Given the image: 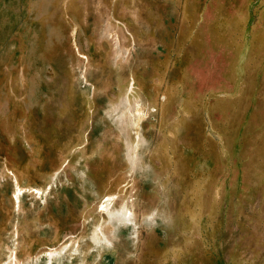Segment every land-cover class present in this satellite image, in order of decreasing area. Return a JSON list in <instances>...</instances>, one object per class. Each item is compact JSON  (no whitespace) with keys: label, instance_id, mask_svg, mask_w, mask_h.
<instances>
[{"label":"rangeland","instance_id":"1","mask_svg":"<svg viewBox=\"0 0 264 264\" xmlns=\"http://www.w3.org/2000/svg\"><path fill=\"white\" fill-rule=\"evenodd\" d=\"M208 10L230 18L225 37L209 14L198 30ZM241 14L264 27V0H34L12 15L30 28L0 52L29 53L36 94V172L17 173L37 186L13 194L4 175L0 264H264V72L235 75ZM121 207L130 220L111 219Z\"/></svg>","mask_w":264,"mask_h":264},{"label":"crops","instance_id":"2","mask_svg":"<svg viewBox=\"0 0 264 264\" xmlns=\"http://www.w3.org/2000/svg\"><path fill=\"white\" fill-rule=\"evenodd\" d=\"M30 5L31 8L34 6V0H0V29H3L2 16L6 13L9 16L8 29L11 31L6 36L0 38V51L6 46L13 45L15 31L30 28V26L26 27L25 25L19 27L12 17L13 14H17L20 11V8H22L23 12H29ZM214 13V11L209 10L200 13L201 21L198 22V30L206 28L208 24L205 15L214 16ZM214 20V22H217L222 27L221 37H225L228 28L233 25L230 22V18L225 14L215 15ZM243 20L244 18L241 14L240 20L235 25L237 32V39L234 42L235 75L239 79L243 78L245 73L248 72H251L252 76L259 75L260 71L264 72V27L262 25H254L253 27V24L250 23L244 27ZM243 35H245L244 38ZM31 44L34 45V43ZM220 44L223 45V43ZM22 45L28 46L29 42ZM220 50V53L225 55V49ZM25 51H21L22 57L18 54L19 51L14 54L10 51L7 55L0 52V187L3 186L5 177L7 179V176L4 175H7L9 172L11 174V193L13 194L18 190V186H37L23 180L19 176L20 171L17 173V169L21 167V164H25L29 170L32 166V172H36V169L33 167L34 163L32 162L31 164L28 159L34 153L32 147V143L35 141L34 134L32 133L34 129L31 128L29 113L30 110L35 109L36 94H34L35 90L32 89L35 83H30L29 81L33 73L30 75L27 64L29 62V53L26 54ZM17 59L20 62L13 69L12 62ZM248 60H250V66ZM8 148H12V150L18 148L21 150L19 154L17 152V155H15ZM11 159H15V161H11ZM39 172H43L42 168L39 169ZM7 196L10 197V194H7ZM2 213L5 214L6 212L2 211ZM4 251L6 250L1 249V252L4 253Z\"/></svg>","mask_w":264,"mask_h":264},{"label":"bare ground","instance_id":"3","mask_svg":"<svg viewBox=\"0 0 264 264\" xmlns=\"http://www.w3.org/2000/svg\"><path fill=\"white\" fill-rule=\"evenodd\" d=\"M134 213L131 212L130 209H128L127 207H121L120 209H118L115 212H112L110 214L111 219H113L114 217L118 218V219H126V220H130V217L133 215ZM133 224V223H132ZM92 238L94 241L99 242L101 240H106L109 241L107 232L105 231L103 233L102 236H98L96 234L92 235ZM56 249H51V251L54 253ZM11 264H15V263H11Z\"/></svg>","mask_w":264,"mask_h":264}]
</instances>
